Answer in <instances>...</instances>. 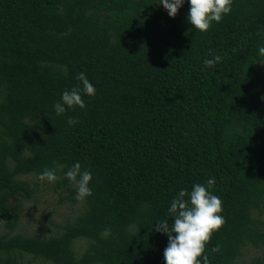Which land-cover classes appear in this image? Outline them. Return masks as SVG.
Returning a JSON list of instances; mask_svg holds the SVG:
<instances>
[{
	"label": "trees",
	"instance_id": "trees-1",
	"mask_svg": "<svg viewBox=\"0 0 264 264\" xmlns=\"http://www.w3.org/2000/svg\"><path fill=\"white\" fill-rule=\"evenodd\" d=\"M159 4L0 0V264H165L155 224L171 225L180 190L213 178L226 222L202 255L239 264L251 248L247 264H264V0H232L206 32L188 22V0L174 18ZM81 72L95 95L57 115ZM77 162L92 174L79 215L55 235L13 234L46 168L79 201L64 175Z\"/></svg>",
	"mask_w": 264,
	"mask_h": 264
},
{
	"label": "clouds",
	"instance_id": "clouds-1",
	"mask_svg": "<svg viewBox=\"0 0 264 264\" xmlns=\"http://www.w3.org/2000/svg\"><path fill=\"white\" fill-rule=\"evenodd\" d=\"M184 0H160V4L167 11L169 17L174 18L178 10L182 7ZM190 5L188 22L193 28L206 32L213 22L219 23L223 17L231 12L232 0H188ZM259 55L264 56V47L259 48ZM217 55L214 59L205 60L206 67H211L221 61ZM82 84L81 87H73L65 90L61 95V100L53 105L57 115L65 113L66 107L78 106L86 107L83 95L94 96L95 87L86 78L83 72L76 77ZM67 123L75 125L79 123L78 118H69ZM72 184L76 186L77 199L84 200L92 195L89 187L92 174L88 170H81V165L77 162L64 174ZM41 181L47 180L49 183L58 181L56 168H46L39 176ZM215 184V180L209 179L207 185L196 183L192 185L189 192L182 189L172 199L168 209L172 218L171 225L168 220L156 223L155 231L167 236L168 244L164 250L165 264H201L198 257H202V264H210L205 253V246L210 241L212 234L225 224L222 212V200L213 195L210 188ZM107 231V230H106ZM213 252H219L220 246L212 248Z\"/></svg>",
	"mask_w": 264,
	"mask_h": 264
},
{
	"label": "rangeland",
	"instance_id": "rangeland-1",
	"mask_svg": "<svg viewBox=\"0 0 264 264\" xmlns=\"http://www.w3.org/2000/svg\"><path fill=\"white\" fill-rule=\"evenodd\" d=\"M55 186L39 187L30 200H25L20 205V217L16 229L12 232L23 235L32 233L47 237L61 232L63 225L74 220L83 208L81 200L75 204L65 199L67 192H61ZM60 197H63L60 200ZM4 222L0 220V235L7 233ZM86 249L85 240H76V254L80 255ZM259 252L251 248H244L243 255L238 260L239 264H247ZM17 264H44L31 256L23 255ZM46 264V263H45Z\"/></svg>",
	"mask_w": 264,
	"mask_h": 264
}]
</instances>
